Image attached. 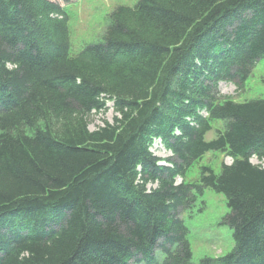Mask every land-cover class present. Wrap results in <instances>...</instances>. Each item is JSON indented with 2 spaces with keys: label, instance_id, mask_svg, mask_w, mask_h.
Wrapping results in <instances>:
<instances>
[{
  "label": "trees",
  "instance_id": "16d2710c",
  "mask_svg": "<svg viewBox=\"0 0 264 264\" xmlns=\"http://www.w3.org/2000/svg\"><path fill=\"white\" fill-rule=\"evenodd\" d=\"M67 22L51 0H0V264H191L179 214L205 188L233 247L201 264H264V99L217 90L264 58V0L118 5L75 55ZM208 151L232 161L176 183Z\"/></svg>",
  "mask_w": 264,
  "mask_h": 264
},
{
  "label": "rangeland",
  "instance_id": "374dc122",
  "mask_svg": "<svg viewBox=\"0 0 264 264\" xmlns=\"http://www.w3.org/2000/svg\"><path fill=\"white\" fill-rule=\"evenodd\" d=\"M63 8L68 16L69 50L75 55L86 44L98 42L102 39L107 22V16L118 5L133 6L137 0H51ZM217 90L220 96H225L236 102L249 99H264V58L256 61L250 74L239 88L236 82H221ZM115 111L108 102L106 110L93 112L88 116L87 127L95 130L106 122L112 123ZM220 120L211 122V129L205 139L215 137L216 130L221 129ZM151 151L160 157L170 156L158 140L153 142ZM231 158L219 151H208L196 160L185 172L177 177L176 183L182 180L186 183H198L203 166L209 167L215 174H219L223 164H230ZM258 163L255 158L251 159ZM155 186V185H153ZM229 211L222 193L204 189L201 197L196 196L194 204L188 209H182L179 217L184 221L187 229V239L192 252L191 264H201L203 259H217L228 253L233 247L231 230L222 223L223 217ZM162 259L159 252L155 256ZM158 262H160L158 260Z\"/></svg>",
  "mask_w": 264,
  "mask_h": 264
}]
</instances>
